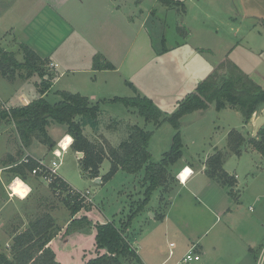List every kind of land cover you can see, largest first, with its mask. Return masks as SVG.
Instances as JSON below:
<instances>
[{
  "label": "rangeland",
  "instance_id": "374dc122",
  "mask_svg": "<svg viewBox=\"0 0 264 264\" xmlns=\"http://www.w3.org/2000/svg\"><path fill=\"white\" fill-rule=\"evenodd\" d=\"M11 1L13 2V0ZM158 1L114 0V8L112 12H107L105 21L98 19L99 17L93 14V26L88 32L87 42L83 43L85 48H82L79 44L76 46V51L78 49L82 51L89 50L84 52L87 55L90 52L92 53V47L103 49L108 55L105 57L101 55L102 61L106 59V61L115 63L114 65L119 68L118 71L123 75L125 81L134 82L137 87L142 88V92H144L142 95L149 98L153 97L158 104H161L160 106L166 109V112L172 113L177 108L178 103L195 90H191L190 87L197 84L199 79L203 80L214 71L215 67L212 66L221 60L222 55L217 50L209 51L206 49L203 51L201 48H207L202 45L205 41L197 33L193 36L190 35L191 28L189 25H185L187 15L184 14L183 19H181L182 16L176 19L174 17L176 14L173 15L172 11L164 12V8L157 3ZM13 4L14 9L5 14V10L10 5L7 0H0V46L6 48V50L14 51L17 58L22 60L20 47L17 43H14V39L22 35L21 31L25 26V22L22 21L24 17L20 18V16L31 10V15L35 11V13L40 14L43 5L41 0H16ZM117 6H120L121 14L116 12ZM90 12L92 11L90 10ZM125 15L128 17V23L124 21ZM32 27L36 28V24H32ZM195 28L199 29V25H196ZM183 31H185L184 35L181 34ZM61 33L65 34L62 31ZM225 36H228V34ZM53 41L48 43L50 46L46 47V51L55 47L57 42L53 43ZM69 44L68 42L67 45ZM95 54L99 55V52ZM226 58L230 59V57ZM85 61L84 57L75 61L74 68L77 69L75 72L65 69V67L58 68L57 76H55L56 72L51 70L49 64L44 66L46 73L44 77L38 73H34L29 78L25 77L26 71L23 69H16L14 78L0 74V95H3L5 99L11 92L12 86H15L18 82L21 84L22 82H28L33 84L34 87L40 85L43 88L44 84L49 81L45 77L52 75L53 79L54 76H59V81L53 85L48 97H45L52 103L58 101L61 98L58 93L60 89L72 90V92L81 91L82 94H87L90 98L93 94L100 96L97 100L102 110L99 116V128L93 130L88 127V132H85L94 141L107 142L117 146L128 136L129 126L137 122V118L140 117V123H138L141 126L145 124L146 120L139 115L137 109L130 108L128 110L129 107H126L122 102L113 101L110 98L106 99L104 96H108L109 92L111 94L115 92L113 94L118 96L131 97L139 93V90L137 89V93H135V90L127 82L123 83V79L121 82L118 76L110 74L106 77H100L96 83L94 81L95 75L90 71L92 60L88 62L89 66L87 67L84 64ZM81 68L88 69V71ZM62 70H65V75H60ZM178 76L185 81L180 90L177 89L178 80L180 79ZM42 80L44 84L43 82L40 83ZM109 80L114 81L115 85V88L110 91H108ZM38 94H40L39 91L35 96ZM0 101L3 102L1 99ZM166 101H169V104ZM9 103L13 104L14 102L10 101ZM263 109L260 108L258 111L260 112ZM196 115H199V113L189 114L182 120L183 157L186 159L201 163L208 157L213 145L227 144L228 132L231 129L236 128L241 132L244 131L242 125L245 121L241 111L235 112L224 108L217 110L214 107L210 111H205L204 117L192 122ZM53 124L50 127V133L56 137L57 145L63 137L62 135L65 132L63 128L65 127L58 123ZM150 129L154 130L152 124L147 127V130L151 131ZM174 133L175 129L169 122L164 123L158 130L153 138L152 145L149 147L154 161L160 160L163 153L170 149ZM250 136L252 134H249ZM22 147L14 126L8 123L2 124L0 127V150H2L0 152V167H3L5 185L2 186L0 195L10 201H7L8 204L4 207L5 214L2 212L1 218L4 222L3 229L7 238L24 231L29 227L31 221L42 217L44 213L52 208H57V206L62 208L64 204L63 194H55L52 190L43 187L44 184L40 181L33 182L34 190L27 198H19L15 195L12 198L8 194L11 189L9 186L15 179V172L7 166L15 163L18 157L22 155L24 150V147ZM6 149L12 150V152H6ZM17 149L21 155L16 153ZM251 149L249 144L246 143L242 148L240 160H238L239 155L234 154L236 156H233V153L230 154L231 157L229 155L226 158L229 163L228 170L241 176L240 188L242 190L243 187H246V178L254 175L253 173L258 169L257 166L264 168V157ZM9 153L12 154V160L9 159ZM79 158L81 157L79 155L77 157L73 149H69L64 154L58 170L59 174L74 189H89L93 197V203H85V209L91 212H88V217L81 216L80 219L82 220L72 223L70 214H66L64 210L58 211V223L67 225L64 232L56 239V248H66L67 256L72 258V253L69 252L67 247L72 245V237L77 233L81 234L79 236L80 244L85 248L84 250L79 246V249H74L76 260L70 264H82L86 259L92 258V256L95 257L97 254L93 251V239L94 233L97 232L95 230L96 224L113 221L117 226H121L122 222L128 219L129 215L141 205L146 188L145 183H143V171L133 174L119 170L111 179L99 182L96 178L83 175ZM249 164H253L254 168H252V174L248 176L246 173ZM175 166L174 169L177 170L180 165ZM110 167L111 162L107 158L102 164L104 174L109 171ZM256 185L260 187L259 182ZM170 198L171 190L166 191L161 188L159 193L158 190H155L151 200L135 213L126 229L131 242L139 248L142 246L141 250L143 252L148 251L151 244L155 243L159 244L163 253H167L171 247V242L175 243L177 241L178 237L175 233L165 230L162 218L156 215L153 216V213L159 214L165 211ZM66 211L68 213V210ZM75 247L77 248L78 245H75ZM1 249H8L7 252H10L8 245L2 246ZM83 253H88V258L83 259ZM263 257L262 255L261 260ZM262 264H264V258Z\"/></svg>",
  "mask_w": 264,
  "mask_h": 264
},
{
  "label": "crops",
  "instance_id": "0c3cea01",
  "mask_svg": "<svg viewBox=\"0 0 264 264\" xmlns=\"http://www.w3.org/2000/svg\"><path fill=\"white\" fill-rule=\"evenodd\" d=\"M14 1L16 0H13V2L11 0H7L10 6L5 10V14L14 9ZM41 1L43 7L42 10L41 8L39 9V12L41 10L40 14L38 12L35 13V11L31 15V10L30 12L27 11L20 16V18L24 17L22 21L25 22V26L21 31L22 35L15 38L14 43H17L19 46L20 44L25 43L41 58L47 59L51 65V70L56 72L55 76H57V72H59L58 68L60 69V67H65V69H70V71L75 72L77 70L74 68L75 61L84 57V60H86L84 62L86 67L89 66L88 62L92 60V69L90 71L95 75L94 81L96 83L99 81L100 77H106L109 74L118 76V79L122 82L123 75L120 74V71H118L119 68H116L114 65L115 63H112L111 61L108 62L113 64L114 67L112 69H94L93 58L97 55L95 53L99 52V55H103L104 57L108 55L103 49H96L95 47H92V53L90 52L87 55L84 54V52L89 50L82 51L78 49L76 51V46L79 44L82 48H85L83 43L87 42L88 32H90V28L93 26V14H95L96 17H99L98 19L105 21L107 12H112V9L114 8V0ZM178 1L184 3L183 9H180L179 7H167L161 3L160 0L157 3L162 5L164 12L172 11L173 15L175 13L176 15H174V17H176V19H179L180 16H182L181 19H183V15H187L186 20L184 19L186 21L185 25L190 26V35L193 36L197 33L198 36L201 35L203 37L205 43L202 45L207 47L201 48L203 51L208 49L209 51L217 50V52L221 53V60L213 64L212 67L216 68L219 63L226 59V57H230V59L242 70H244L256 83L264 88V0ZM119 8L120 6H117L116 12L121 14L122 12ZM90 10L92 12H90ZM127 19L128 17L125 15L124 21L126 23H128ZM94 20L97 21L96 19ZM197 22L199 23L197 24ZM34 23L36 24V28L32 27V24ZM193 25H199V29L195 28ZM61 31L65 34L61 33ZM181 34L184 35L185 31ZM226 34H228V36H225ZM49 40H54L53 43L57 42V44L54 48L46 51L45 49L48 47V43L50 42ZM68 42L70 43L69 45H67ZM52 64H56V66H52ZM82 70L88 71V69L85 68ZM60 75H65V70H62ZM55 76L47 82L49 88L45 93L40 91L42 89L40 85L38 87H34L33 84L28 82H22V84L18 82L15 86H12L11 92L5 99L3 95H0V99L3 100L7 106H16L27 104L40 96L48 97L53 85L59 81V76ZM178 78L180 77L178 76ZM201 80L202 79H199L198 81L200 82ZM42 82L43 80L40 83ZM126 82L127 81L123 79V83ZM199 82L192 87L189 85L190 89H196ZM132 83L136 88L134 89L135 93H137L138 89L139 93L137 94L141 93L142 95V93H144L142 92V88L137 87L134 82ZM183 84H185V81L180 78L178 80L177 89H182ZM114 88V81L109 80L108 91ZM63 90L72 92V90L66 89H60L59 91ZM37 91H39L40 94L35 96ZM78 92L81 93V91ZM113 93L115 92H112V94L109 92V94H107L108 96H104V98H110V100H112L114 97L118 96ZM85 96L88 95L86 94ZM99 97L100 96L93 94L91 99L96 102ZM152 100L158 104L154 98ZM10 101L14 103L10 104ZM166 102L169 104V101ZM160 105L161 104H158V106ZM160 107L164 112H166L164 107ZM214 107V104H211L207 110L192 112L194 114L197 112L199 113V115L194 117L192 122L204 117L205 111H210V109H213ZM224 109L239 112L236 108L226 107ZM128 110H130V108H128ZM261 113L262 111L256 113L249 122H243L242 126L244 131L242 132L246 137H249V134H254L255 120L259 115H261ZM188 115L189 114L185 115L181 119L182 127V120ZM139 118H137V122L134 124L141 126L139 124ZM149 124H152L154 129H150L153 131L149 145L150 147L152 145L153 138L156 136V133L163 126V124L156 126L153 122L145 121V124L141 127L147 130ZM52 125L54 124H51L48 128L49 134L55 141H57L56 137L50 133V127ZM88 127L89 126L86 127L87 132ZM63 129L65 130V128ZM245 132L248 133L246 134ZM62 136L64 137L70 135L65 131ZM226 142L228 143V140ZM226 146L227 144L221 146L220 144L213 145L208 157L214 153L216 148L222 149ZM23 149L22 155L20 154L21 156L18 157L15 163L8 165V168L15 166L28 153L33 157H43L48 159L51 157L50 153L52 152V149L50 150L47 145L39 142L38 140H34L29 148ZM69 149L72 148L70 147ZM10 151L12 152V150L6 149V152ZM0 152H2V150H0ZM253 152H255V150H253ZM16 153L19 154L18 149ZM75 153L77 154V157L80 155L78 152ZM8 156H10L9 159L12 160V154L9 153ZM231 156L232 155H230V157ZM233 156L236 155L233 153ZM208 157L201 161V163L182 157L180 162L176 164L180 165L179 168L177 170L173 169L176 174L177 182L171 190L170 202L164 211L165 215L162 218V222L165 224V230L170 233H175L178 239L175 243L171 242L174 243L175 246L170 247L169 252L167 253L162 252L159 244L152 243L151 248L148 251L143 252L141 250L142 246L138 244L140 246L139 248L135 243H132L137 248L144 264H181L183 255L192 245H196L198 253L201 255V260L196 264H262L264 258L263 257L261 260L262 255L264 256V168L262 166H257L258 169L256 172L258 173L254 172L252 177L246 178V187H243L242 190L240 188L241 176L238 175V173H232L228 170V159L224 163L223 168L229 175L236 178L237 181L234 186L231 187L223 185L217 179L209 177L206 174ZM240 158L241 154L239 155L238 160H240ZM185 166L192 168L194 172L186 179L185 182H182L177 177V173ZM247 168L248 170L246 174L249 176V174H252V168H254V165L249 164ZM142 174L144 178V173L142 172ZM102 175H104V172L101 166L100 177H97L96 180L102 182ZM17 177L19 179L21 178L19 176H15V179H18ZM15 179L13 182L16 181ZM21 179L27 188L26 192L29 191L24 198L30 196L34 190V181H40V183L44 184L43 187L48 188L51 191L45 182L41 181L39 177L31 173L27 179ZM4 181L3 167H0V193H2V186L5 185ZM258 182L260 187H257L256 185ZM12 183L10 184L11 186H9L10 188L12 187ZM157 190L159 193L160 189ZM9 192L10 191H8V194ZM11 197L13 198L14 196ZM7 201L10 200L2 198L1 196L0 236L2 235V237H0V248L11 244L13 238L6 237L5 230L3 229L4 222L1 218L2 212L5 214L6 210L4 207L8 204ZM60 210H64L66 214L71 215L69 208L65 204H63L62 208L57 206V208L55 207L47 211L54 217L56 224L61 228L59 234L51 241L50 247L55 252L56 259L59 262L62 264H70L76 260L74 249H79V246H81L84 250L85 248L82 244H80V233H77L72 237V245L67 247L69 252L72 253V258L67 256L65 251L66 248H56V239L64 232L67 225H60L58 223L57 214ZM66 210H68V213ZM88 212L90 213L91 211L84 208L75 217H72L71 215L70 220L72 221L75 218L80 219L81 216L88 217ZM95 230L97 229L95 228ZM96 233L97 232L94 233L93 251H95V254L98 255L102 254L105 250L97 248L95 239ZM75 245H78V247L76 248ZM171 251H173V254H171ZM88 256V253H83L82 258L86 259ZM89 259L90 258L86 259V261Z\"/></svg>",
  "mask_w": 264,
  "mask_h": 264
},
{
  "label": "trees",
  "instance_id": "16d2710c",
  "mask_svg": "<svg viewBox=\"0 0 264 264\" xmlns=\"http://www.w3.org/2000/svg\"><path fill=\"white\" fill-rule=\"evenodd\" d=\"M160 1L170 8H184V3L178 0ZM19 47L22 60L17 58L14 51L0 46V74L14 78L16 69H23L26 71L25 77L29 78L34 73L44 77L46 75L44 66L48 65L49 61L41 58L25 43ZM101 58V55H95L94 69L114 67L112 63L105 59L102 61ZM51 78L52 75L47 77L49 80ZM127 84L136 89L132 82L127 81ZM48 88L49 85L44 84L40 91L45 93ZM58 93L61 98L53 103L45 96H40L27 104L7 108L6 104L0 101V127L4 123L12 124L24 148H29L34 140H38L51 150L56 146V141L49 134V126L53 123L64 125L66 133L73 139L71 148L83 154L79 158L83 175L91 178L100 177L102 163L108 158L111 167L101 176L102 181L111 179L119 170L133 174L143 171V181L146 184L145 197L141 205L122 222L121 226H117L113 221L96 225L97 248L105 251L82 264H144L126 229L135 213L149 202L155 190L162 188L170 191L177 182L173 169L183 157L181 119L185 115L207 110L214 104L217 110L226 107L238 109L247 123L260 108H264V88L229 58L224 59L212 73L201 80L197 88L183 98L172 113L164 112L151 98L141 94L114 97L113 101H120L126 107L137 109L139 115L147 122H153L156 126L169 122L174 127L175 133L170 149L163 153L160 160L154 161L149 149L152 131L132 124L129 126L128 136L117 146L94 141L85 131L87 126L93 130L99 128V116L102 113L99 103L79 92L63 90ZM227 140L226 147L216 148L208 157L206 174L221 184L232 187L237 180L224 170L226 158L232 153L240 155L246 143L252 150L264 156V126L256 135L250 137L233 128L228 132ZM36 164L35 160L30 159L28 162H18L12 169L15 176L27 179ZM60 183L65 189L64 204L69 208L72 217H75L86 204L83 199L79 200L77 195L68 192L67 181L60 179ZM164 215V212L156 214L159 218H163ZM78 220L82 219L75 218L72 223ZM60 230L54 217L48 212L44 213L42 217L31 221L27 229L13 236L12 243L9 244V253L8 249L0 248V264H62L56 259L55 252L50 247L51 241Z\"/></svg>",
  "mask_w": 264,
  "mask_h": 264
},
{
  "label": "built area",
  "instance_id": "2783aa9c",
  "mask_svg": "<svg viewBox=\"0 0 264 264\" xmlns=\"http://www.w3.org/2000/svg\"><path fill=\"white\" fill-rule=\"evenodd\" d=\"M52 66H56V64H52ZM6 107L9 108L7 105ZM66 137L67 136L62 137L61 140L56 145V147L52 149L50 158L47 159L43 157H40V158L33 157L32 155L28 153L19 161V163H21V162H28L30 159L35 160L37 164L35 168H33L30 171V173L39 177V179L45 182L48 185V187L57 195H61L65 191V189L61 186V183H60V179L61 180L62 179L65 180V179L59 174L58 170H59V167L61 166L64 154L69 150V148L71 147V143H72L71 141L70 144L69 142L64 144ZM79 156L82 157L83 154L80 153ZM193 172L194 170L192 168L185 166L177 173V177L179 178L180 181L185 182L186 179L193 174ZM67 189H68V192H71L73 195H77L79 200L83 199L84 203H88V202L93 203V197L91 196V190L89 189L77 190V189H74L70 184ZM28 193L29 191L26 192V195ZM9 195L14 196V192L11 191V189H10ZM170 246L173 247L175 246V244L171 243ZM171 254H173V251H171ZM200 260H201V255L200 253H198L196 245H192L187 250V252H185V254L183 255L181 259V264H196Z\"/></svg>",
  "mask_w": 264,
  "mask_h": 264
},
{
  "label": "bare ground",
  "instance_id": "6f19581e",
  "mask_svg": "<svg viewBox=\"0 0 264 264\" xmlns=\"http://www.w3.org/2000/svg\"><path fill=\"white\" fill-rule=\"evenodd\" d=\"M72 137L71 136H67L65 141H64V144H66L67 142H69V144L71 143L72 141ZM16 181H14L12 183V187H11V191L14 192V195L20 197V198H24L26 197V190L27 188L25 187V184L22 182L21 179H15Z\"/></svg>",
  "mask_w": 264,
  "mask_h": 264
},
{
  "label": "water",
  "instance_id": "95a60500",
  "mask_svg": "<svg viewBox=\"0 0 264 264\" xmlns=\"http://www.w3.org/2000/svg\"><path fill=\"white\" fill-rule=\"evenodd\" d=\"M262 125H264V109L262 110L261 115H259L255 120V131L253 135H256L258 133ZM153 216H155V213H153Z\"/></svg>",
  "mask_w": 264,
  "mask_h": 264
}]
</instances>
